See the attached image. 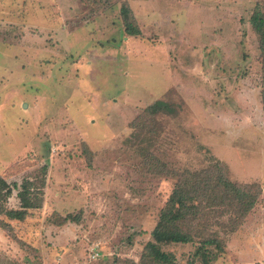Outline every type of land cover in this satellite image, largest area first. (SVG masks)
<instances>
[{
  "label": "rangeland",
  "instance_id": "rangeland-1",
  "mask_svg": "<svg viewBox=\"0 0 264 264\" xmlns=\"http://www.w3.org/2000/svg\"><path fill=\"white\" fill-rule=\"evenodd\" d=\"M126 5L139 35L125 30ZM257 8L264 0H0L3 208L46 176L41 207L0 213V264H147L149 243L173 264H204L199 237L153 235L176 172L204 169L262 193L233 230L222 210L184 229L223 239L211 264H264ZM159 100L170 108L149 113Z\"/></svg>",
  "mask_w": 264,
  "mask_h": 264
},
{
  "label": "trees",
  "instance_id": "trees-1",
  "mask_svg": "<svg viewBox=\"0 0 264 264\" xmlns=\"http://www.w3.org/2000/svg\"><path fill=\"white\" fill-rule=\"evenodd\" d=\"M122 11L127 34L139 35L141 29L130 16L129 6H123ZM251 23L259 36L260 48L264 55V14L259 8L253 12ZM262 96L264 105V90H262ZM166 108H170L168 104L159 100L151 104L147 110L149 113L155 114ZM175 175H178V181L161 212L160 223L154 229L153 235L158 242L187 243L195 242V237H199L195 257L204 264H211L217 252L224 251L223 239L216 232L204 233L206 228H201L196 236L193 232L194 229H184L181 222L186 220L191 223L200 222L207 218V225H209L208 219L211 220V213L214 214L216 211L222 210L230 216V229L235 228L257 204L262 193V186L258 183L238 184L230 180L221 170L214 172H208L205 169L195 172L183 170L182 172L177 171ZM38 181L41 185L35 188V182L28 178L21 184V190L18 192L21 201L19 208H3L1 202H5L12 195L13 185L0 175V213L7 215L10 219L21 220L26 217L29 209L41 207L46 176H42ZM13 184L14 188L19 187L16 182ZM67 219L68 216L65 221ZM197 219L201 220L197 221ZM213 247L217 249L216 253H213ZM144 259L148 262L147 264H173L175 262V257L161 250L156 243L147 245Z\"/></svg>",
  "mask_w": 264,
  "mask_h": 264
},
{
  "label": "crops",
  "instance_id": "crops-1",
  "mask_svg": "<svg viewBox=\"0 0 264 264\" xmlns=\"http://www.w3.org/2000/svg\"><path fill=\"white\" fill-rule=\"evenodd\" d=\"M62 238V237H61ZM61 241V240H60ZM64 241V239H62ZM53 259V253L49 255ZM55 257V256H54ZM55 259V258H54ZM55 261V260H54ZM59 261H62L64 264H67L66 262L63 261V258H60Z\"/></svg>",
  "mask_w": 264,
  "mask_h": 264
},
{
  "label": "built area",
  "instance_id": "built-area-1",
  "mask_svg": "<svg viewBox=\"0 0 264 264\" xmlns=\"http://www.w3.org/2000/svg\"><path fill=\"white\" fill-rule=\"evenodd\" d=\"M98 253H95L93 256L95 257Z\"/></svg>",
  "mask_w": 264,
  "mask_h": 264
}]
</instances>
